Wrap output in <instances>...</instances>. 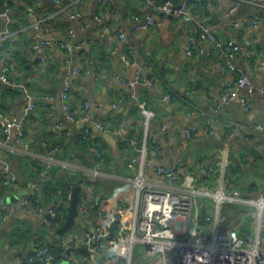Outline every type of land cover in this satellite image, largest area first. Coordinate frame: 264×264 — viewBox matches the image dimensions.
<instances>
[{
	"label": "crops",
	"instance_id": "crops-1",
	"mask_svg": "<svg viewBox=\"0 0 264 264\" xmlns=\"http://www.w3.org/2000/svg\"><path fill=\"white\" fill-rule=\"evenodd\" d=\"M5 1L7 7L9 3L12 6L9 8L15 22L8 29L4 21L0 22L3 36V39L0 37L3 50L0 71L7 63L8 83L13 88L0 86V113L18 118L28 101L27 93L37 102V109L31 113L26 125L29 148L17 143L15 130L6 135L0 127V151L18 175L16 185L6 186L0 171V208H14L0 220V264H29L33 247L56 241L58 236V233L49 236L43 224L45 214L38 216L24 208V212L16 214V204L11 199L16 198L20 204L40 186L36 203L42 205L44 212L54 205L62 210L56 225L58 230L67 219L73 187L81 185L84 189L97 169L92 146L80 139L83 126L72 122L63 109L61 93L68 80L72 82L71 107L75 113L80 115L88 102L95 119L105 126L104 130L95 126L92 129L93 141L105 159L98 169L100 180L96 194L100 199L115 202L120 199L122 203L134 200L129 181L132 173L129 145L125 148L124 142H127L128 134L143 140L144 110L154 114L151 130L159 135L163 155L159 161L168 165L179 159L183 175L202 178L219 160L227 123H236L245 138L230 142L231 161L236 162L240 171L230 176L237 179L234 185L242 190L255 187L264 190V161L260 160L258 164V160L253 159L262 148L264 155V133L255 129L258 123L264 122V69L261 66L264 60V8L259 29L253 24L245 28L234 26L236 20L253 21L255 6L252 3L255 0H243L233 14L229 13L237 0H198L193 7L198 13L197 19L214 27L219 38L233 39L241 46L234 60L235 74L246 75L254 86V91L246 95L247 109L240 100L246 92L242 90L239 98L222 105L216 113L214 106L220 104L228 80L220 65L226 64L228 57L221 49L205 42L202 43L205 53L189 60L185 50L186 36L196 28L194 16L159 15L157 25L136 33L137 23L131 17L137 15L143 21L153 12V7L143 0H113L111 6L97 0H72L61 4L54 0ZM182 1L177 0V4ZM259 1L264 5V0ZM215 18L221 23H215ZM40 22L44 24V34L52 41L44 63L39 62L30 44ZM232 27L237 29V37L230 32ZM121 32L126 34V44L120 41ZM63 42L69 43L70 52L62 47ZM248 49L252 50L253 57L247 55ZM122 54H126L130 62L124 61ZM139 71L145 82L138 84L135 98L131 99L128 89L120 85L116 77L136 81ZM156 78H160V82L157 87H152L149 81ZM167 93L172 96L170 101L165 99ZM134 108L137 110L133 111ZM208 120H212L217 128L218 134L213 138L206 133ZM155 122L160 128L167 123L168 133L158 130ZM192 126L197 127V133L188 138L186 129ZM119 128L122 134H119ZM103 132H109L114 140L106 139ZM220 177L218 172L216 180L208 186L217 185ZM61 180L71 187L67 204L64 197H46L44 190L50 183L60 185ZM153 181L165 184L162 179L154 178ZM93 221H96L95 217ZM93 221L78 218V223L66 237L82 236ZM80 257H88L85 248ZM101 257L99 263L108 264L113 249L109 247V253H103ZM82 261L86 264L85 259Z\"/></svg>",
	"mask_w": 264,
	"mask_h": 264
},
{
	"label": "built area",
	"instance_id": "built-area-1",
	"mask_svg": "<svg viewBox=\"0 0 264 264\" xmlns=\"http://www.w3.org/2000/svg\"><path fill=\"white\" fill-rule=\"evenodd\" d=\"M72 0H54L55 3H70ZM99 3H112L113 0H97ZM153 7V12L141 20L139 16L131 17L137 24L136 33L147 31L158 24L159 15L194 16L196 28L186 36V54L192 60L197 54L205 53L202 43H210L221 49L228 57V62L220 65L223 73L228 76L226 90L223 92L220 104H216L213 112L216 113L222 105L240 97V92L246 90L240 98L244 107L248 108L247 94L254 91L252 81L246 75L236 76L234 60L241 51V46L233 39L222 40L219 38L209 23L200 20L193 7L198 0H183L180 5L168 0L158 4L157 0H143ZM243 3L237 0L229 14H233ZM195 4V5H194ZM255 11L252 14V22L243 20L234 21L235 27L245 28L253 24L255 29L262 26V10L264 5L259 0L252 3ZM4 21L5 28L15 22V17L9 7L0 1V22ZM44 24L38 23L36 34L30 39V44L35 51L40 63H44L52 41L43 32ZM109 32H112L108 29ZM71 34H73L71 32ZM3 35H6L4 33ZM1 39L3 36L0 34ZM126 34L120 33V41L126 44ZM62 47L70 52L68 42H63ZM247 55L253 57V52L248 49ZM126 62L129 57L122 54ZM264 69V60L261 63ZM9 67L4 63L0 71V79L8 81ZM117 82L128 89L130 98H135V89L138 84L145 82L142 71L137 73L136 81H130L120 76ZM160 78L149 81L152 87H157ZM71 84L68 80L61 93L63 109L68 118L83 126L82 139L89 141L93 136V127L101 130L105 126L95 119V113L87 102L84 111L76 114L71 107ZM28 101L22 107L18 118H11L0 113V127L6 135H11L13 130L17 133V143L25 148L30 147V139L26 134V125L31 113L37 109V102L27 93ZM171 94L167 93L165 99L171 100ZM51 99H54L51 97ZM144 108L145 104H141ZM145 112L143 121V140L134 137L125 138L130 153L129 177L131 191L134 200L125 201L117 209L111 210L105 205H99L96 195V187L100 180L98 169L103 165L104 157L101 149L93 145V155L96 160V171L84 186L80 195V218L93 221L82 236H64L58 243L63 250L64 261L67 264H100L102 258V236L111 232L115 214H119L116 239L111 248L113 257L108 264H264V190H242L234 185L227 172L231 161V144L236 138H245L240 127L234 122H228L230 134L224 140L220 150L219 160L215 167L219 168L221 177L217 186L204 185L202 177L192 174L183 175L179 161L172 165H166L159 161L162 157V148L159 135L152 132L151 124L154 114ZM125 123H123L124 125ZM206 133L213 138L218 134L212 120L207 121ZM163 133H168L167 123L161 126ZM257 131L264 133V122L255 126ZM122 134V129H118ZM197 133V127L186 129V136L192 138ZM263 152V148L260 150ZM54 154V150L52 151ZM205 168V167H204ZM203 168V169H204ZM211 168V167H209ZM212 169V168H211ZM0 171L3 175V183L6 186H14L18 183V175L13 171L8 159L0 151ZM205 171V170H204ZM206 172V171H205ZM154 178L162 179L165 184L155 183ZM41 191L37 186L32 194L25 196L20 204L31 213L38 216L45 214L43 224L49 236L57 234V221L60 219V207L51 206L44 212L42 205L36 203L33 194ZM97 207V209H95ZM14 211L12 206L0 208V220ZM141 246L145 251V257L136 255V249ZM85 248L88 257H80L81 250ZM62 261V260H61ZM29 264H54L55 258L48 246H35L28 257Z\"/></svg>",
	"mask_w": 264,
	"mask_h": 264
},
{
	"label": "trees",
	"instance_id": "trees-1",
	"mask_svg": "<svg viewBox=\"0 0 264 264\" xmlns=\"http://www.w3.org/2000/svg\"><path fill=\"white\" fill-rule=\"evenodd\" d=\"M1 2H6L5 0H0ZM166 1H168V0H158L157 1V3L158 4H163V3H165ZM174 3H177V0H172ZM113 2V1H112ZM110 6H111V4L112 3H108ZM195 5V4H194ZM10 8H12V6L10 5V3H9V5H8ZM1 54H3V50H2V48H0V56L2 57V55ZM5 92L6 93H8L9 91L8 90H6L5 89ZM137 110V108H134V110L133 111H136ZM230 129L228 128L227 129V135L225 136V138H224V140L228 137V135L230 134ZM128 136L129 137H132V135L130 134H128ZM95 137L94 136H92L91 138H89V141H85V140H83L82 139V135H81V140L85 143H89L91 146H93V145H96V146H98L94 141H93V139H94ZM125 141V140H124ZM125 143V145H126V147L125 148H127V145H128V143L127 142H124ZM88 144V145H89ZM261 147L263 146V144H261L260 145ZM99 147V146H98ZM235 157L236 156H233V159H235ZM231 159H232V155H231ZM253 159H256V160H258L257 162H258V164H259V162H260V160H262V161H264V155H263V153L262 152H260V150L258 151V153H257V155L255 154V156L253 157ZM104 161H105V159H104ZM239 162H240V159H239ZM104 163V162H103ZM241 163V162H240ZM209 167V166H208ZM254 167H256V165H254ZM212 168V169H211ZM211 168H208V170H207V172H206V174L203 176V181L204 182H207L206 184L202 181L201 183L202 184H204V185H209V184H213V182L216 180V176H217V173H218V171H219V168L218 167H215V165L214 166H211ZM240 171H239V169L237 168V166H236V162H235V164L233 163V162H231L230 163V165H229V167H228V176H229V178L230 179H232V181L234 182V184H236L237 182H236V178L235 177H232L231 178V176H230V174H232L233 176H235L237 173H239ZM47 185H49V184H47ZM211 187H213V186H211ZM70 185L68 184V183H66V182H64L63 180H61L60 181V185H57V186H52L51 185V183H50V186L49 187H46L44 190H45V192H47V195H46V193H45V195H46V197L47 196H50V197H52V196H54V197H60V198H63L64 197V201H65V199H66V203L65 204H67L68 202V196H69V193H70ZM252 189H258V187H255V188H249L248 190H252ZM38 195L39 194H33L32 196H33V198H34V201H36V199H37V197H38ZM97 195V198H98V202H99V205H105L107 208H109V209H111V210H115V209H117V207L120 205V204H122V201L119 199V201H117V202H115L113 199H104V198H101L100 199V197L98 196V194H96ZM64 209L66 210V208L64 207ZM61 210V209H60ZM62 211V210H61ZM115 239H116V236H113L111 239H110V247L113 245V242L115 241ZM38 246H48L49 248H50V251H51V254L54 256V258H55V262L56 263H54V264H61L62 262H64V258H63V250L59 247V245H58V243L56 242V241H52V242H49V243H43V244H41V245H38ZM81 252H82V250H81ZM81 252H80V254H81ZM62 260V261H61ZM67 262V261H66ZM37 264H40V263H37Z\"/></svg>",
	"mask_w": 264,
	"mask_h": 264
},
{
	"label": "water",
	"instance_id": "water-1",
	"mask_svg": "<svg viewBox=\"0 0 264 264\" xmlns=\"http://www.w3.org/2000/svg\"><path fill=\"white\" fill-rule=\"evenodd\" d=\"M180 5V3H179ZM213 21L215 23H221L220 20L218 19H213ZM230 32L232 33V35L234 37H237L238 34H237V29L236 28H230ZM152 76L149 77V79L151 78ZM0 86L2 87H6V88H13V86L11 84H9L8 82H5L3 81L2 79H0ZM154 126L158 129V130H161L160 128V125L158 122H155L154 123ZM104 135V137L110 141H113L114 138L113 136L109 133V132H103L102 133ZM179 160V159H178ZM177 159L174 160V161H171L168 163V165H172L174 162L178 161ZM82 186L81 185H76L73 187V190L70 194V201H69V205L67 207V212H68V215H67V219L66 221L64 222V224L59 227V229L57 230V233H58V236H57V239H56V242H60L61 239L66 236L75 226L76 224L78 223V218L81 217V215L79 214V203H80V195L82 193ZM11 201L16 204V214L18 213H22L24 212V209L22 207L21 204H18V200L16 198H13L11 199ZM95 209H97V207H95ZM115 220L112 224V229H111V232L107 235H104L102 236V250H103V253L105 255H107L109 253V247H110V239L116 235L117 233V227H118V221H119V214L116 213L115 214ZM64 264H67V262H65Z\"/></svg>",
	"mask_w": 264,
	"mask_h": 264
},
{
	"label": "rangeland",
	"instance_id": "rangeland-1",
	"mask_svg": "<svg viewBox=\"0 0 264 264\" xmlns=\"http://www.w3.org/2000/svg\"><path fill=\"white\" fill-rule=\"evenodd\" d=\"M142 1V0H141ZM215 186H217V185H214L213 187H215ZM137 254H140V255H142L143 257H145V251L143 250V248L141 247V246H139L137 249H136V255ZM65 263V261L64 262H62L61 264H64Z\"/></svg>",
	"mask_w": 264,
	"mask_h": 264
}]
</instances>
